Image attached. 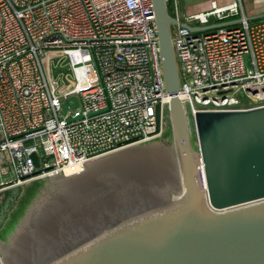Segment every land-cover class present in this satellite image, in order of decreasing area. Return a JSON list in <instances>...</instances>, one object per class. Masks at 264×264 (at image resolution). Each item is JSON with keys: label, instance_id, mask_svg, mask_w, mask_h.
<instances>
[{"label": "built area", "instance_id": "2783aa9c", "mask_svg": "<svg viewBox=\"0 0 264 264\" xmlns=\"http://www.w3.org/2000/svg\"><path fill=\"white\" fill-rule=\"evenodd\" d=\"M240 1L187 15L164 0L178 24L240 20L170 25L193 121L264 108V19L247 21ZM73 95L80 109L61 115ZM169 101L152 0H0V191L159 138Z\"/></svg>", "mask_w": 264, "mask_h": 264}, {"label": "water", "instance_id": "95a60500", "mask_svg": "<svg viewBox=\"0 0 264 264\" xmlns=\"http://www.w3.org/2000/svg\"><path fill=\"white\" fill-rule=\"evenodd\" d=\"M152 2L170 95L162 136L1 192L0 264H264V108L193 121L177 94L178 23Z\"/></svg>", "mask_w": 264, "mask_h": 264}, {"label": "crops", "instance_id": "0c3cea01", "mask_svg": "<svg viewBox=\"0 0 264 264\" xmlns=\"http://www.w3.org/2000/svg\"><path fill=\"white\" fill-rule=\"evenodd\" d=\"M180 10L183 14H196L206 12L210 9V3L216 2L218 6H227L233 2V0H178ZM241 0L240 11L248 18L258 14L264 13V0ZM261 20V19H260Z\"/></svg>", "mask_w": 264, "mask_h": 264}, {"label": "rangeland", "instance_id": "374dc122", "mask_svg": "<svg viewBox=\"0 0 264 264\" xmlns=\"http://www.w3.org/2000/svg\"><path fill=\"white\" fill-rule=\"evenodd\" d=\"M246 2H249V0ZM168 12L170 13L169 9H168ZM181 19H183V18H181ZM174 29H175V26H173V25L170 26L171 33H173ZM53 74H55V73L53 72ZM243 105H244L243 107H246L248 105V103H246L244 101ZM80 106H81L80 99L76 95L63 98V99H61V112L60 113H61V115L72 114L74 111L79 110ZM9 179H10V176L8 174H6V176H4L2 178L3 181H8ZM33 182H35V181H33ZM29 183H32V182H29ZM29 183H27V184H29ZM10 189H13V188H10ZM10 189L1 190L0 193L7 191V190H10Z\"/></svg>", "mask_w": 264, "mask_h": 264}, {"label": "trees", "instance_id": "16d2710c", "mask_svg": "<svg viewBox=\"0 0 264 264\" xmlns=\"http://www.w3.org/2000/svg\"><path fill=\"white\" fill-rule=\"evenodd\" d=\"M32 193H33V191H32ZM32 193H31V194H32ZM28 199H29V198H27V200H28ZM25 204H26V203H25ZM7 231H8V229H7ZM7 231H5V233H6ZM4 235H5V234H4ZM4 235L2 236V238L4 237Z\"/></svg>", "mask_w": 264, "mask_h": 264}]
</instances>
